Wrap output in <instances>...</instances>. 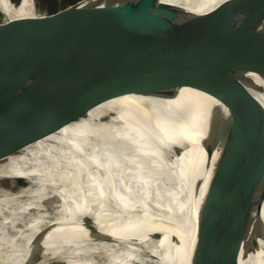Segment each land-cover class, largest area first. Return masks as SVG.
Returning a JSON list of instances; mask_svg holds the SVG:
<instances>
[{
	"label": "water",
	"instance_id": "95a60500",
	"mask_svg": "<svg viewBox=\"0 0 264 264\" xmlns=\"http://www.w3.org/2000/svg\"><path fill=\"white\" fill-rule=\"evenodd\" d=\"M77 1L30 16H0V163L26 167L55 142L51 124L99 126L135 97L174 98L188 88L195 99L187 104L190 125L172 126L174 114L159 123L152 103L135 104L125 134H135L143 157L151 155L150 163L140 159L150 173L231 234L264 246V194L244 174L255 171L264 182V147L196 131L225 121L264 123V85L258 84L264 83V12L258 15L264 0H124L117 7L94 4V13ZM184 35L202 48L203 55L196 52L201 64L176 62L184 49L164 42ZM167 55L170 60H161ZM159 107L164 112L154 114L168 115ZM72 176L46 180V189L74 192L54 198L62 216L57 235L72 264L86 263L73 246L71 224L137 264H228L199 240L105 191L88 192L80 172ZM26 230L21 224L6 232Z\"/></svg>",
	"mask_w": 264,
	"mask_h": 264
},
{
	"label": "bare ground",
	"instance_id": "6f19581e",
	"mask_svg": "<svg viewBox=\"0 0 264 264\" xmlns=\"http://www.w3.org/2000/svg\"><path fill=\"white\" fill-rule=\"evenodd\" d=\"M168 1L196 3L195 0ZM229 1L233 0H223L224 3H229ZM123 2L124 0H86L80 2L78 6L94 13V4L117 7ZM35 4L34 0H20L18 5L10 0H0V12L7 18L30 16L36 13ZM263 12L264 7L260 9L258 15H262ZM109 13L110 11H106L104 17ZM164 42L175 48V51L180 48L184 49L185 57L176 59V62L191 65L202 63V59H199L196 53L202 54V48L194 39L186 35L169 36ZM161 60L170 59L167 55ZM258 84L264 85L259 82ZM193 101H195L193 93L188 88H183L174 98L135 97L125 103L123 109L109 116L105 121L102 120L99 126H89L88 121H72L62 125L60 123L51 124L53 127L51 134L55 142L23 169L15 170L0 163V179L26 178L33 188L30 187L31 191L25 193L24 197L30 196L35 199L34 202L27 204L16 205L17 202L10 205V215L0 221V264H72L68 260V253L66 255L62 253L64 241L57 235L62 228L56 226L58 219L62 218L61 212L55 214L54 210L55 216L52 218H45L38 212L42 209L41 200L44 198L54 199L55 195L59 194L65 199L68 196H74L73 191H67L64 187L59 189L53 186L52 189H46L47 177L51 178L55 175V181L57 177L72 179L73 170L82 174L83 188L88 192L91 188L101 189L128 207L175 228L181 235L185 237L188 235L199 240L213 251L212 244L219 241L221 257L228 264H264V246L231 234L201 214L172 186L157 178L156 171L150 173L151 155L143 157L140 153L142 146H139V142L133 141L135 134H131L130 138H127L125 134V131L131 127L130 108L135 104L149 105L152 103L154 110L151 109V112L157 122L167 124L172 120L170 115L174 114L177 120L171 125L184 127L192 122V115L189 113L190 109L187 104ZM160 105L166 108L168 115L159 117L154 114V111L164 112L159 109ZM174 110L177 112H173ZM109 114L111 112L107 111L98 117L104 119V116ZM180 116L181 118H178ZM263 128L264 123L258 120L225 121L221 124L200 127L196 131L203 136L223 141L229 139L264 147V135L259 132L263 131ZM144 131L143 129L137 134H144ZM247 139L251 142L246 141ZM75 149H95L109 155L110 160H107L108 163L101 161L80 163L79 160L77 162L70 159L64 160V153ZM187 150L184 154L189 152ZM141 158L149 163L140 161ZM140 162H143L145 166ZM251 171L244 170L246 178L257 188L258 193L264 194V182L255 171ZM32 208L36 209L35 213L31 212ZM18 224H26L27 230L16 233L6 232L8 227ZM69 229L73 246L78 253L82 254L86 264H137L112 248V245L85 235L75 224L69 225ZM36 234H38L36 239L45 238L43 247L29 250L30 240Z\"/></svg>",
	"mask_w": 264,
	"mask_h": 264
},
{
	"label": "rangeland",
	"instance_id": "374dc122",
	"mask_svg": "<svg viewBox=\"0 0 264 264\" xmlns=\"http://www.w3.org/2000/svg\"><path fill=\"white\" fill-rule=\"evenodd\" d=\"M19 1L20 0H15L16 3ZM75 1L76 0H34V2L36 3L35 8L37 9L36 10L37 12H48V11L57 10ZM82 1H86V0H79L76 2V4L78 5ZM0 16L6 17V16H3L1 12H0ZM71 151L72 152L64 153V160L67 161L68 159H70L71 161H74V162H77V160H79L80 163L95 162V161H101V162L108 163L107 160H110L109 155L103 152H100L98 150H95V149H92V150L75 149ZM27 181L28 180L24 178L0 179V221L5 220V218H7L10 215V205L15 204L17 202L18 203L16 205L18 204L22 205V204H27V203H31L35 201L33 197H30V196L24 197L25 196L24 194L31 191V189L33 188L31 183ZM30 187L32 188L30 189ZM41 202H42V209L38 213H40V215L45 218H52V216H54V210L56 208V200L44 198L41 200ZM31 212L35 213L36 209L32 208ZM20 225L21 224H18L13 227H17ZM8 228H11V227H8ZM38 234H36L30 240L31 242L28 247L29 250H34L37 247H43V242L45 238L36 239ZM212 246L214 248L215 253H217L221 257V254H220L221 247H219L221 246L220 242L217 241L213 243Z\"/></svg>",
	"mask_w": 264,
	"mask_h": 264
},
{
	"label": "trees",
	"instance_id": "16d2710c",
	"mask_svg": "<svg viewBox=\"0 0 264 264\" xmlns=\"http://www.w3.org/2000/svg\"><path fill=\"white\" fill-rule=\"evenodd\" d=\"M13 3H16L15 0H12Z\"/></svg>",
	"mask_w": 264,
	"mask_h": 264
}]
</instances>
